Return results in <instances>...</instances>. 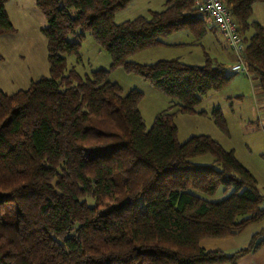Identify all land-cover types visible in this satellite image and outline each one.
Returning a JSON list of instances; mask_svg holds the SVG:
<instances>
[{
	"label": "trees",
	"instance_id": "16d2710c",
	"mask_svg": "<svg viewBox=\"0 0 264 264\" xmlns=\"http://www.w3.org/2000/svg\"><path fill=\"white\" fill-rule=\"evenodd\" d=\"M6 1L0 35L15 30ZM131 1L35 0L47 21L49 75L11 94L0 90V264H234L259 244L264 231L232 254L200 245L264 218V194L233 149L206 134L177 139L175 114L196 112L208 90L228 83L224 64L207 53L203 64L127 59L184 28L202 36L205 14L194 0H165L147 16L115 22ZM258 1L223 0L264 94V26L251 17ZM86 32L111 68L140 75L175 109L147 127L140 90L123 92L106 68L82 75L67 67ZM210 116L227 131L219 107ZM204 155L211 159L197 161ZM219 188L224 196L207 197Z\"/></svg>",
	"mask_w": 264,
	"mask_h": 264
},
{
	"label": "rangeland",
	"instance_id": "374dc122",
	"mask_svg": "<svg viewBox=\"0 0 264 264\" xmlns=\"http://www.w3.org/2000/svg\"><path fill=\"white\" fill-rule=\"evenodd\" d=\"M165 0H132L114 15L115 22H122L138 15H148L151 10H160ZM5 9L14 26L13 32L0 35V90L11 94L27 88L41 76L49 75L47 40L41 28L47 21L36 6L35 0H7ZM252 19L264 26V1L255 4ZM74 40L73 35L68 36ZM169 44L160 43L137 51L128 60L149 64L159 59L177 58L186 64H203L206 52L216 57L231 75L228 83L219 90H208L196 106V112H178L174 116L177 126V139L184 142L198 134L210 135L227 149H233L237 159L251 172L261 177V190L264 189V94L256 76L251 72H233L230 66L231 50L219 47L223 39L216 30L207 28L198 36L190 28H184L160 37ZM233 55V54H232ZM67 67L80 74L97 68L109 69L108 78L117 82L127 92L137 89L143 93L138 108L149 127L155 116L170 107L171 99L138 74L127 72L122 66L110 67L111 57L101 48L89 33L80 43L79 54L66 55ZM219 107L226 121L227 131L217 126L210 112ZM210 155L197 158L199 162L210 160ZM224 196L222 188L207 196L216 200Z\"/></svg>",
	"mask_w": 264,
	"mask_h": 264
},
{
	"label": "crops",
	"instance_id": "0c3cea01",
	"mask_svg": "<svg viewBox=\"0 0 264 264\" xmlns=\"http://www.w3.org/2000/svg\"><path fill=\"white\" fill-rule=\"evenodd\" d=\"M256 3L257 2H255L253 4L252 13H253V10H254ZM203 16L205 19V24H207V28L214 30V31L216 30L218 33H220L212 25L210 19L206 15H203ZM205 33H206V31H205ZM222 39H223V37H222ZM162 42L164 44H169L163 40H162ZM217 42H218L219 47H225V46L227 47L224 39H223L222 44H220L219 39H217ZM227 48L229 49V47H227ZM205 54H206V52L204 53V55ZM232 54H233V52L231 53V60L234 61L235 57H234V54L233 55ZM214 58H216V57H214ZM260 174H262V177L264 178L263 173H260ZM253 175L255 176V178L257 180L258 189L260 190V192H262L264 194V189L262 191L261 186H260L261 177L259 178V176L256 173H253ZM263 231H264V218H262L261 220H259L257 222L248 224L240 232L233 234V235H227V236H223V237H205V238L201 239L200 245L207 250H220L225 254H232V253H235L242 248L247 247L249 245L252 237L263 232ZM256 240L259 241V244L255 248L249 250L248 252L237 256L234 260V264H264V233L259 235ZM215 264H232V263L223 262V263H215Z\"/></svg>",
	"mask_w": 264,
	"mask_h": 264
},
{
	"label": "built area",
	"instance_id": "2783aa9c",
	"mask_svg": "<svg viewBox=\"0 0 264 264\" xmlns=\"http://www.w3.org/2000/svg\"><path fill=\"white\" fill-rule=\"evenodd\" d=\"M194 3L198 10L210 19L212 25L220 32L226 45L233 52L235 59L230 70L249 72L244 60L245 41L223 0H194Z\"/></svg>",
	"mask_w": 264,
	"mask_h": 264
}]
</instances>
